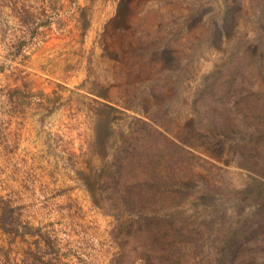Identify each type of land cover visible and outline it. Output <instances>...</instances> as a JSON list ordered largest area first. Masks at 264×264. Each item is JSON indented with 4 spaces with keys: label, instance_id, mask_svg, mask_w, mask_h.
I'll use <instances>...</instances> for the list:
<instances>
[{
    "label": "rangeland",
    "instance_id": "1",
    "mask_svg": "<svg viewBox=\"0 0 264 264\" xmlns=\"http://www.w3.org/2000/svg\"><path fill=\"white\" fill-rule=\"evenodd\" d=\"M261 41L264 0H0V208L16 231L0 224V264H142L155 248L156 262L220 264L227 230L259 207L255 176L237 138L187 132L230 47ZM125 187L176 215L188 242L128 236L139 212L117 210ZM257 252L262 264L264 241Z\"/></svg>",
    "mask_w": 264,
    "mask_h": 264
},
{
    "label": "trees",
    "instance_id": "2",
    "mask_svg": "<svg viewBox=\"0 0 264 264\" xmlns=\"http://www.w3.org/2000/svg\"><path fill=\"white\" fill-rule=\"evenodd\" d=\"M82 14L86 29L89 23L85 9ZM229 21L226 26L227 35H230L236 27L234 21ZM222 33L217 31L214 34L217 35L214 39L218 45L221 44ZM229 51L224 62L205 78L195 92L193 109L196 112V121L203 130H199V126L197 129L195 122L190 123L193 128L188 130L186 142H191L194 137L201 139L202 136L220 143L231 142L235 138L240 142L233 153L237 157L238 165L255 176V188H250L253 194L250 202L257 203L259 207L251 215L240 219L235 226L227 230V234L223 236L226 252L220 264H256L252 252H257L264 241V189L262 188L264 185V89L254 90L252 87L254 82L249 74L253 70L254 75L264 81V42L261 41L257 45L248 42L244 47L237 43L230 47ZM170 55L171 53L166 51L162 58L164 68L168 71L173 70L172 59L174 58ZM253 63H256L255 66L252 65ZM230 124H232V131ZM240 125L246 131L237 133L235 127ZM222 151L218 153L212 151L211 155L214 158L223 159ZM113 185L117 189L119 180L114 181ZM125 188V193L118 192L117 200L113 199L114 202L116 200L117 210L121 213L139 212L136 221L137 228L130 225V228H127L128 236L139 239L142 234L145 243L153 240L152 247L154 243L164 247L166 241L170 239L171 249L175 244L188 242L189 235L183 232L185 226L179 225L176 215H169L170 217L167 218L154 215V208L150 203L151 201L156 202V198L148 194L133 192L130 187ZM9 222L6 212L3 209L1 211L0 208L2 228L10 233L16 232L15 229L8 228ZM252 248H254L253 251ZM250 249L251 251L248 252ZM157 252L156 248L152 251L156 261L158 260ZM144 254L147 255L146 252ZM177 256L179 257L178 254ZM138 260L142 264H176L174 261L170 262L171 257L166 258L164 255L159 262L154 261L151 256L141 257ZM177 264H181L180 261H177Z\"/></svg>",
    "mask_w": 264,
    "mask_h": 264
}]
</instances>
